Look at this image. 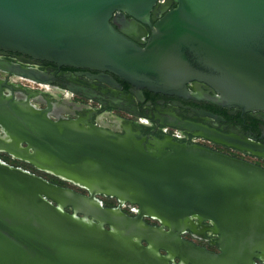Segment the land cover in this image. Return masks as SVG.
Here are the masks:
<instances>
[{"label": "water", "instance_id": "1", "mask_svg": "<svg viewBox=\"0 0 264 264\" xmlns=\"http://www.w3.org/2000/svg\"><path fill=\"white\" fill-rule=\"evenodd\" d=\"M160 4L164 15L154 23ZM140 26L151 29L148 40L136 35ZM8 52L109 72L164 94L183 95L200 81L217 91L221 106L264 111V0H0V55ZM0 71L49 84L3 59ZM41 97L0 86V152L90 196L0 159V264L264 261V168L203 146L148 139L129 126L123 134L80 127L53 114L51 97L38 107L33 101ZM200 135L229 143L219 132L201 128ZM233 145L264 157L263 145ZM96 195L137 205L136 214L105 208ZM187 231L198 238L209 231L219 250L184 239Z\"/></svg>", "mask_w": 264, "mask_h": 264}, {"label": "flooded vegetation", "instance_id": "2", "mask_svg": "<svg viewBox=\"0 0 264 264\" xmlns=\"http://www.w3.org/2000/svg\"><path fill=\"white\" fill-rule=\"evenodd\" d=\"M175 5L173 4V7ZM163 12V6L158 5L152 16L154 23L155 19L164 15ZM120 19L129 21L130 17L121 15ZM136 35L141 40H148L151 29L140 26ZM0 59L14 65L16 70L36 71L49 81V84L44 85L15 73L0 71V86L6 93L10 92L11 86H20V79L32 81L38 87L22 85L20 87L35 90L46 97H51L54 106L53 114L62 119L80 120V127L97 126L123 134L125 127L129 126L148 139L170 138L175 142L199 145L240 158L238 154L234 153L237 152L244 158L256 159L257 161L251 163L264 168V157L252 155L233 145V143L250 141L264 146V111L243 113L236 108L221 106L216 102L217 91L204 82H189L183 95L164 94L148 89H137L119 76L109 72L59 66L46 60L29 59L15 52L2 54ZM105 75L112 77L116 85L99 78V76ZM140 92L143 94L142 98L138 95ZM46 97L40 98L44 102V107L47 106L48 98ZM38 101L34 100L33 102ZM193 127L196 128L193 129ZM201 128L229 137V143L216 142L200 135ZM12 166L28 170L58 186L90 196V192L85 188L47 174L31 165L27 167ZM94 201H100L105 208H119L128 215H135L138 208L137 205L130 202H121L115 197L105 195H96ZM66 210L72 212L69 208ZM194 221L198 220L194 219ZM146 222L151 225L160 224L151 218H146ZM207 224L208 222L205 221L200 226L203 227ZM182 237L209 250H219L215 244L216 236L209 231L204 232L203 238L195 237L190 231L183 233ZM203 242L214 249L203 245ZM256 264H264V261L257 260Z\"/></svg>", "mask_w": 264, "mask_h": 264}, {"label": "rangeland", "instance_id": "3", "mask_svg": "<svg viewBox=\"0 0 264 264\" xmlns=\"http://www.w3.org/2000/svg\"><path fill=\"white\" fill-rule=\"evenodd\" d=\"M19 84L20 86H29V87H32V88H35V87H38V85L32 81H28V80H24V79H20L19 80ZM37 106L38 107H44V102H42L41 100H39L38 102H36ZM235 154H238L240 156L241 159H244V160H247V161H250V162H254V161H257L256 159L254 158H250V157H246L244 158L243 155H241L240 153H237V152H234ZM0 159H2L3 161L11 164V165H19V166H23V167H27V166H30L28 165L27 163H24L23 161H20L18 159H15L13 158L12 156H10L9 154L7 153H4V152H0ZM147 221H149L147 219ZM203 245H207L206 243H202ZM209 248L211 249H214L212 246H209L207 245Z\"/></svg>", "mask_w": 264, "mask_h": 264}]
</instances>
